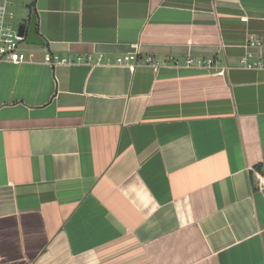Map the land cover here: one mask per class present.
Segmentation results:
<instances>
[{"label":"crops","instance_id":"0c3cea01","mask_svg":"<svg viewBox=\"0 0 264 264\" xmlns=\"http://www.w3.org/2000/svg\"><path fill=\"white\" fill-rule=\"evenodd\" d=\"M23 3L45 45L0 64V264H264V0Z\"/></svg>","mask_w":264,"mask_h":264},{"label":"built area","instance_id":"2783aa9c","mask_svg":"<svg viewBox=\"0 0 264 264\" xmlns=\"http://www.w3.org/2000/svg\"><path fill=\"white\" fill-rule=\"evenodd\" d=\"M15 0H0V64L12 63V64H24L36 62L35 53L31 49V45L27 44L28 34L20 33V26L16 28V12L14 10ZM250 48L260 46L261 40L251 38L248 42ZM104 61V57L101 55L98 58L92 56L79 57L77 61H72L68 58H61L59 56H53L48 64L50 66H57L62 64H74L85 62L88 64L100 63ZM116 62L120 64H128L132 69L140 64L138 58L134 55H127L117 58ZM146 64H153L158 69L159 63H154V60L149 58ZM187 67L197 68H209L219 69V74L223 75L228 70L227 67L220 66L216 59H189L186 64ZM241 65L244 69L264 71V60L255 59L252 52H248L241 60ZM258 189H264V175L258 173Z\"/></svg>","mask_w":264,"mask_h":264},{"label":"water","instance_id":"95a60500","mask_svg":"<svg viewBox=\"0 0 264 264\" xmlns=\"http://www.w3.org/2000/svg\"><path fill=\"white\" fill-rule=\"evenodd\" d=\"M20 33L21 34H28V41L27 44L31 46H43L45 45V41L38 33L37 30V18L36 16L32 17L31 27L27 29L25 26H20Z\"/></svg>","mask_w":264,"mask_h":264},{"label":"rangeland","instance_id":"374dc122","mask_svg":"<svg viewBox=\"0 0 264 264\" xmlns=\"http://www.w3.org/2000/svg\"><path fill=\"white\" fill-rule=\"evenodd\" d=\"M15 9L17 12V20H16V28L19 27V25L27 22L29 20L28 16L30 15V10L26 8L25 4L23 3V0H17ZM29 22H27V27L29 28Z\"/></svg>","mask_w":264,"mask_h":264}]
</instances>
